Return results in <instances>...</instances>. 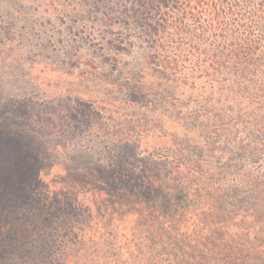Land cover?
<instances>
[{
    "label": "rangeland",
    "instance_id": "1",
    "mask_svg": "<svg viewBox=\"0 0 264 264\" xmlns=\"http://www.w3.org/2000/svg\"><path fill=\"white\" fill-rule=\"evenodd\" d=\"M221 1L0 0V264H264V0Z\"/></svg>",
    "mask_w": 264,
    "mask_h": 264
},
{
    "label": "trees",
    "instance_id": "2",
    "mask_svg": "<svg viewBox=\"0 0 264 264\" xmlns=\"http://www.w3.org/2000/svg\"><path fill=\"white\" fill-rule=\"evenodd\" d=\"M103 8L110 18L123 25L133 26L141 39L147 42H155L166 27L173 13L179 18L193 17L195 20L204 23L207 28L215 27L220 21L221 13L225 8L221 0H91ZM115 21V22H116ZM164 69L170 72L178 71L177 60H162ZM220 67L213 66L209 69L215 71ZM0 259L4 256L3 244L11 242L13 237L12 229L6 226L0 227Z\"/></svg>",
    "mask_w": 264,
    "mask_h": 264
}]
</instances>
